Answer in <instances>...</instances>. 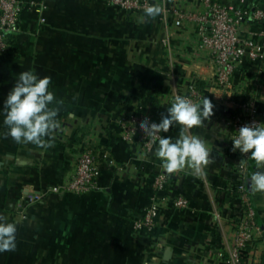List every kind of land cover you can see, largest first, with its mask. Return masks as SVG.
Masks as SVG:
<instances>
[{
  "label": "crops",
  "instance_id": "1",
  "mask_svg": "<svg viewBox=\"0 0 264 264\" xmlns=\"http://www.w3.org/2000/svg\"><path fill=\"white\" fill-rule=\"evenodd\" d=\"M22 1L47 9L42 15L24 9L13 52L0 61V214L17 226L15 250L0 252V264H227L220 253L233 248L242 216L235 193L239 158L229 126L235 107L215 99L224 94L216 88V69L195 23L177 27L173 15L139 23L142 15L97 0ZM157 3L187 13L203 11L201 0ZM246 4L264 10V0ZM28 70L50 77V90L64 102L51 147L3 135L4 101ZM192 84L214 105L204 126L189 130L209 149L210 163L200 178L189 169L166 173L155 150L147 154L141 144L124 141L117 124L120 116L139 108L160 120L176 95L188 96ZM233 84L239 91L231 99L235 104L259 97L264 73L239 68ZM258 109L264 121V101ZM179 131L174 125L164 135L175 141ZM86 145L115 162L102 163L98 189L30 201L65 181ZM256 170L252 160L247 180ZM160 173L169 184L158 194L157 226L138 230L134 223L143 216L154 194L152 180ZM246 186L264 231V193L253 194L247 181ZM179 197L189 201L188 209L174 206ZM244 264H264V234L249 247Z\"/></svg>",
  "mask_w": 264,
  "mask_h": 264
},
{
  "label": "built area",
  "instance_id": "2",
  "mask_svg": "<svg viewBox=\"0 0 264 264\" xmlns=\"http://www.w3.org/2000/svg\"><path fill=\"white\" fill-rule=\"evenodd\" d=\"M97 1H102L124 13L143 15V9L157 3L158 0ZM201 4L203 11L196 14L162 5L165 10L160 18L165 21L170 15L175 16L177 27H181L187 21L195 23L200 45L209 52L210 60L216 69V88L224 94L223 97L215 99L222 104L230 103L235 107L229 120L233 139L238 135L237 131L241 126L252 122L264 123L259 117L258 109V104L264 101V87L259 97H251L237 104L231 100L232 96L239 92L233 84V75L239 68L247 66L254 68L259 75L264 73V10L259 7H248L246 0L228 4L218 0H201ZM26 7L29 10L36 9V12L41 15L47 9L44 4L32 3L26 6L22 0H0V61L7 59L13 52V40L20 31L22 14ZM40 21L44 23L45 19L42 17ZM204 96L206 97L205 93L198 89L196 84L189 87L187 97L193 102H199ZM145 118L159 123L150 112L139 108L120 116L117 124L124 141L141 144L144 152L152 154L158 145L159 136L165 135L161 132L157 138L145 136L139 128L140 122ZM237 155L240 181L236 189L239 193L238 200L242 216L235 225L233 248L229 252L220 253V257L225 259L227 264H244L249 247L264 234L257 223L256 213L246 186L251 162L250 153L242 154L237 150ZM104 162L110 166L115 165L112 159H108L106 155L101 157L96 149L86 145L78 154L69 177L46 193L30 198V201H42L47 195H83L97 190L102 172L101 165ZM168 184L169 177L165 173L154 176L151 183L154 194L145 207L143 216L135 221L136 229L153 231L156 228L160 214L158 194L162 193ZM174 206L184 210L188 209L190 204L186 198L179 197L175 200Z\"/></svg>",
  "mask_w": 264,
  "mask_h": 264
},
{
  "label": "clouds",
  "instance_id": "3",
  "mask_svg": "<svg viewBox=\"0 0 264 264\" xmlns=\"http://www.w3.org/2000/svg\"><path fill=\"white\" fill-rule=\"evenodd\" d=\"M161 3H154L143 9L139 23L146 19L154 20L164 12ZM51 78L40 77L34 71H23L15 81L4 101L2 113L7 132L17 143H32L38 147H51L55 133L61 127L58 115L63 100L57 99L50 90ZM214 105L207 97L193 102L187 96L176 95L166 113H161L159 123L148 118L139 124L147 137L157 138L159 133H167L174 125L180 126L178 138L159 136L155 156L161 161V167L168 174H176L185 169L196 178L204 176L210 163L206 142L190 129L204 126L213 113ZM238 135L232 139V151L239 150L249 154L258 170L252 172L247 180L250 191L264 193V123L252 122L238 129ZM17 226L9 222L7 216L0 214V252L13 251L16 247Z\"/></svg>",
  "mask_w": 264,
  "mask_h": 264
},
{
  "label": "trees",
  "instance_id": "4",
  "mask_svg": "<svg viewBox=\"0 0 264 264\" xmlns=\"http://www.w3.org/2000/svg\"><path fill=\"white\" fill-rule=\"evenodd\" d=\"M154 117V119L156 120V121H160L159 119H157L155 116H153ZM251 162H252V159H251ZM236 198L238 199V197H239V193H238V191H237V189H236Z\"/></svg>",
  "mask_w": 264,
  "mask_h": 264
}]
</instances>
